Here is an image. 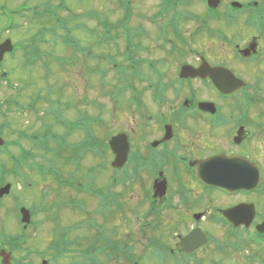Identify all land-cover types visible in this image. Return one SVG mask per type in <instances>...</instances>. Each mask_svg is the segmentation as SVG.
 <instances>
[{
	"label": "rangeland",
	"instance_id": "1",
	"mask_svg": "<svg viewBox=\"0 0 264 264\" xmlns=\"http://www.w3.org/2000/svg\"><path fill=\"white\" fill-rule=\"evenodd\" d=\"M227 1L242 5L253 0H224L221 9H228L225 7ZM45 2L47 0H0V6L8 10L21 4L34 8L25 17L24 14L14 16L12 24L0 17V44L7 39L14 47L13 53L2 60L0 67L10 72L7 78L11 86L10 88L7 82L0 80V138L8 143L0 147V161L4 171L6 170L4 173H7L4 175L0 168V182L11 185L10 194L0 199V250L10 253V264H120L119 257L111 246L116 245L115 248L119 249L128 245L140 257L158 239H139L131 220L133 216L127 212L122 215L125 220L121 219L120 214L110 219V225L106 226L105 220L96 213V208L99 207L96 198L80 191L77 184L81 183L85 188L90 182L94 185L92 192L95 188L105 191L104 188L112 185V180L117 176L112 173V156L106 144L119 132H126L127 141L129 136L130 142L138 145L139 123L137 124L138 117L133 113L136 108L135 99H139V104L147 107L146 111L150 113H154L156 100L166 99L165 103L160 104L175 106L184 99L183 92H180L181 97H174L171 92L165 94L162 90L157 93L156 90L152 91V81H138L135 78L137 64L139 61L145 64L162 60L160 67L165 75L163 82L175 80L176 68L182 62L196 63L195 59L202 54L212 64L231 65L237 70L241 69V77L250 83L258 78L262 80L261 86H264L263 61L254 66L245 65V68H240L233 62L232 44L235 42L244 46L248 36L256 33L257 29L236 25L234 22L225 23L220 31V39L217 38L216 27L219 25L200 21L202 17L199 16L204 8L202 0H63L66 8H59L55 14L69 23L67 27L72 31L74 26L77 28L74 29L73 37L80 41L83 48L88 47L96 60L75 53L72 49L67 50L61 39L56 40L55 46L51 42L46 43L45 40H52L48 35L44 37V41L41 40L42 36L38 34L42 31L44 22L34 18H39L40 9H43L40 5ZM54 3L58 4L54 0H50L48 4L50 13L54 9ZM82 25L85 28H81ZM173 26H177V35L173 34ZM94 29L98 37L107 33L114 40L103 38L105 41L99 46L95 36L90 33ZM240 30H243L241 38ZM56 34L62 37L64 31L58 30ZM223 34L236 38H227V42L222 37ZM28 44L37 47L39 58L31 55L24 57V50L19 48ZM261 45L264 46V39L260 44L263 52L261 58H264V47ZM72 59V64L65 63ZM42 64L45 68L40 66ZM96 67L106 77L103 84H99L98 75L91 74V70ZM141 71L148 74L146 69ZM127 85H132L131 89ZM199 87L196 83L190 86L197 91L196 100L218 102L210 94H199ZM188 88L189 85L185 87L186 90ZM140 91L139 98L136 95ZM107 92L116 94L114 96L117 102L112 101L114 96L108 93L111 97L109 100L107 94H104ZM153 94L164 95L165 98L155 97ZM37 95H42L43 101L38 100ZM58 97L61 99L60 106L55 104ZM132 97L134 103H128ZM231 104H236V101ZM244 104L245 107H251L250 111L258 119L260 114L257 115L256 112L264 107V92L256 96L252 93L247 96ZM31 105L33 108H26ZM56 110L60 114L55 113ZM83 112L97 119L90 128L100 148L92 152L86 148L74 151L79 150V143L86 140L85 130L76 126ZM55 116L60 117L61 124L57 123ZM45 127H50L52 136L49 138L60 140L57 142L60 145L50 142L51 148L56 150L55 157L53 152L49 154L52 158L39 145L35 147L31 139V135L36 133L43 138L48 133ZM175 131L179 138L184 137L182 143L187 138L192 139L196 150L214 139H205L198 129ZM217 142L216 145L213 144L216 148ZM254 146L255 154L260 156L264 149L261 141H255ZM178 150L182 152L179 148ZM76 152L78 155H75ZM46 157L51 160L55 158V170L59 176L54 172L41 174L42 170H37L42 168L38 163L47 165ZM17 159H23L26 163L24 162L22 169L17 170L18 175L14 176L9 172ZM110 189L120 193L123 191L121 187ZM124 196L126 198L130 195ZM73 201L77 205L71 206ZM82 202L84 208L81 206ZM21 207L30 213L28 224L20 222L18 209ZM100 227L107 230V235L111 234L109 227L116 228L117 237H108L111 246L101 238L103 234L100 233ZM69 229L67 237H62L63 232ZM66 245H70L67 250ZM104 245L107 246L106 249ZM99 246L103 247L104 252L100 250L101 252L96 253L93 248ZM60 248L64 251H57Z\"/></svg>",
	"mask_w": 264,
	"mask_h": 264
},
{
	"label": "flooded vegetation",
	"instance_id": "2",
	"mask_svg": "<svg viewBox=\"0 0 264 264\" xmlns=\"http://www.w3.org/2000/svg\"><path fill=\"white\" fill-rule=\"evenodd\" d=\"M223 1L219 0L217 7L210 9L207 0H202L200 21L219 25L216 27L219 39L225 23L257 29L244 46L232 44L233 62L240 68L264 62L260 47L264 39V0H253L239 9H230L232 1H227L228 9H221ZM242 32L239 31L240 38ZM222 37L229 42L230 36ZM195 60L196 63L182 62L176 68V79L163 82L162 60L137 64L138 81H152V91L157 93L162 90L181 97L183 92L184 99L175 106L163 105L166 99L156 100L154 113L146 111L147 107L135 99L133 113L139 123L138 145L131 143L128 136L127 162L122 169L112 170L117 177L102 191L108 208L97 214L107 226L110 219L120 214L123 219L127 212L133 216L131 220L139 239L149 237L158 241L149 245L140 257L128 245L113 249L120 264H264V149L257 150L261 158L254 149L255 141H261L264 148V107L256 112L260 114L257 119L251 107L244 106L247 96L264 92L262 80L257 78L250 83L239 75L241 69L212 64L202 54ZM182 67H189L191 76L181 77ZM145 69L148 74L142 73ZM194 70L199 74L192 77ZM192 83L200 86L199 94H210L218 102L196 100L197 91L190 88ZM185 84L189 85L188 90ZM140 94L141 91L136 96L140 98ZM36 97L43 101L42 95ZM112 101L117 102L115 98ZM234 101L236 104H231ZM60 102V97L56 98L55 104L60 106ZM86 103L90 104L87 100ZM128 103L134 102L130 99ZM55 113L60 114L58 110ZM55 117L61 124L60 117ZM79 121L86 122L89 130L97 119L83 112ZM185 128L198 129L205 139H214L198 148L197 153L192 139L182 143L184 137L179 138L175 131ZM31 136L32 141L38 137ZM108 152L113 159L110 149ZM224 176L241 182L221 181ZM110 187H121L123 191L115 192ZM126 194L130 196L125 198ZM101 230L102 237H117L116 228L109 227L108 235L106 229Z\"/></svg>",
	"mask_w": 264,
	"mask_h": 264
},
{
	"label": "trees",
	"instance_id": "3",
	"mask_svg": "<svg viewBox=\"0 0 264 264\" xmlns=\"http://www.w3.org/2000/svg\"><path fill=\"white\" fill-rule=\"evenodd\" d=\"M48 1H50V0H48ZM118 1H120V0H118ZM58 3H60V8L61 9H63V7L66 8V6L64 5L63 0H59ZM121 7H123V3H121ZM47 12H49V11H48L47 6H46L45 7V10L42 9V12H40L41 13L40 15L43 16L44 19L42 20L41 18H34V19H36L38 21L41 20V21L44 22L42 31L38 34L39 36L40 35L42 36L41 37V40L42 41H44L45 40L44 37L46 35H48V36H50L52 38V40L51 41L45 40L46 43L47 42H49V43L51 42L52 43L51 45L55 46L56 45V40L60 38L61 41L63 42L62 44L64 45L65 48H67V50L68 49H72L73 52H77V53L83 54L84 56H89L90 59H94V58L96 59V56L94 55V53L93 54L92 53H89L90 50H88V47L87 48H83L81 46V44L79 43L80 41L78 39H76L75 37H73L72 34L74 32V29L77 30V28H75V26H74L73 31H72L70 27H67V25H69V23H66L65 20L62 19V17H59L58 15H56V14L53 13V12H56L55 10H53L51 13L50 12L47 13ZM95 15H96V13H95ZM91 17L93 18V16H91ZM173 27H174V31H173L174 33L173 34L174 35H177V32H176L177 26H173ZM81 28H85V27L82 25ZM58 30H63L64 31V36H62V37L59 36L58 37V35L56 34ZM90 33L95 36V39H96V41H97V43H98L99 46L101 45L102 42L105 41L103 38H105L106 40H111V41L114 40V38L112 40V37H110L107 33H104L103 36L98 37L97 36V31L95 29L92 30ZM34 42H37L36 39H34ZM27 49L24 51L25 52V54H24V57L25 58L30 57V55L39 58L38 57L39 51L37 50V47L34 48L33 45H29L27 47ZM73 61H74V59H72V60H66L65 63L72 64ZM93 70L94 71H93L92 74H94V76L95 75H98L100 77L99 78V82H100L99 84H101V83L103 84L105 82V80L103 79L105 76L101 73L102 71L100 70V68L99 67H96ZM130 86H132V85H130ZM130 86L127 85V88L130 89L131 88ZM114 95H116V94H114ZM82 122L79 123V124H81L84 128H86V122H84V121H82ZM96 122L97 121H95L94 124ZM85 132L88 134L87 135L88 137H86V140H85L84 143H81V144L79 143L78 149H79V146H80V149L79 150L75 149L74 151H78L79 152V151H83L86 148V150H89V151L92 152V151H95V150L99 149L100 148V145H99L98 142L95 141V137H94V135H92L93 134L92 133V130L91 129H89V130L86 129ZM50 142H52L53 145H54V144L57 143V140L54 139V137L46 138V140L43 143V145H44L43 148H44V151L46 152V154H48V156H49V154H52L51 152H53L54 157H55L56 150H54V148H51ZM105 149L104 150L102 149V150L105 151ZM107 150H108V148H107ZM78 152H76L75 155H78ZM57 154H58V151H57ZM49 157L52 158V156H49ZM50 158L46 157V163H47V165L46 164H40V166H42V169L44 171L43 173L53 174V172H54L55 174H57L59 176V173L55 170V167H56L55 166L56 165L55 158L52 159V160ZM71 161H72V159H70V162ZM77 185H78L77 188H79L80 191H84L87 194L92 195V197L96 198V200L99 203V207H97L96 213L101 214L100 212L103 213L105 211V209L108 208L107 207L108 205H106V203L104 202V197H102L103 196L102 191L97 190L96 188H95V191H93V192L91 191V189L94 190V185L93 184L89 183L87 186H85V188H84V186L81 185V183H79ZM73 204H75L74 201L70 205L72 206ZM81 206H82V208H84V203L83 202L81 203ZM70 230L71 229H69L68 231L66 230L68 233L66 231H64L63 234H62V237H67V235L69 234ZM101 238H103L104 241H106L108 243V245L111 246V240H110V238L109 239L106 238V237H101ZM13 241H14V239H13ZM96 243H99V242H96ZM97 246H98V244H97ZM66 247H67L66 248V250H67V249L70 248V245H66ZM106 248H107V246L104 245V249H106ZM111 248L112 249H116L113 246H111ZM93 249H95L97 251L96 253H99V252H101L100 250H102L103 247L99 246L98 248L95 247ZM57 251H62L63 252L64 249L63 248H60ZM102 252H104V250H102Z\"/></svg>",
	"mask_w": 264,
	"mask_h": 264
},
{
	"label": "water",
	"instance_id": "4",
	"mask_svg": "<svg viewBox=\"0 0 264 264\" xmlns=\"http://www.w3.org/2000/svg\"><path fill=\"white\" fill-rule=\"evenodd\" d=\"M219 2V0H209V5L212 4V6L216 7L215 5H217V3ZM235 7H239V5L237 4H232ZM10 42L9 41H5L3 44H0V62L2 61L3 55L5 53H8L11 51L12 47H10ZM198 70H194V72H192V77L195 76L194 74H199ZM181 77L184 76H191L190 73V69L189 67H182L181 70ZM127 138L126 135L124 134H120L117 135L115 137H113L110 142H109V147L114 155V159H113V163L112 166L114 168H121L123 165H125V162L127 161V156H128V152H129V145L127 144ZM3 144L2 140H0V146ZM199 170V168H198ZM221 181H227V182H232L233 183H240L241 180H236V181H231L228 180L227 177H221L220 178ZM225 184H228L225 182ZM9 191V186L4 187L3 189L0 190V196H2V194H8ZM21 215H22V220L21 222L25 224L29 223V213L27 211H24L23 209L20 211ZM0 257H1V263L0 264H10L9 263V259H10V254H6L4 251L0 252ZM45 264V263H44Z\"/></svg>",
	"mask_w": 264,
	"mask_h": 264
}]
</instances>
